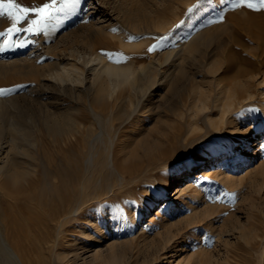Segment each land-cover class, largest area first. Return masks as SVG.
I'll return each instance as SVG.
<instances>
[{
	"label": "bare ground",
	"instance_id": "obj_1",
	"mask_svg": "<svg viewBox=\"0 0 264 264\" xmlns=\"http://www.w3.org/2000/svg\"><path fill=\"white\" fill-rule=\"evenodd\" d=\"M230 2L238 4V0ZM112 3L118 10L117 17L108 13L100 3L90 4L87 14L94 17V22L92 20L84 26L81 39L68 42L65 36H60L52 45H37L42 52L39 50L32 58L7 64L10 68H19L21 75L15 80H29L35 86L29 91L24 89L27 92L21 95L0 96V190L11 199L15 196L26 200L35 198V204L42 213L35 214L31 208L24 210L19 205L11 212L0 214V261L3 264H40L34 253L44 252L42 245L54 249L58 243L72 248L68 264L80 260L92 245L104 244L103 241L110 235L108 231L114 227L109 220L104 224L101 213L94 214V218L86 213L87 210L93 211L97 202L114 193V184L104 182L107 175L104 172L118 173L121 179L117 184H121L124 175H134L138 167L156 163L161 157H172L181 143L196 140L195 136H188L185 131L186 120H190L192 115H178L174 106H166L174 119L168 118V114L165 118H156V124L138 139L136 146L131 145L129 151L125 150L128 156L121 161L117 150L119 134L109 132V125L115 119L120 120L122 125L135 120L145 122L143 114L148 111L147 97H161L162 93L165 95V90L175 92L183 81L193 84L191 89L195 92L196 76L204 80L207 76L210 78L215 65L220 63L216 82L235 81L231 88H236L237 97L230 104L215 106L222 116V123L219 124L225 125V116L244 107L250 99H256L257 95H261L260 88L264 92V12L244 5L230 13L225 22L207 26L211 19L209 16L201 22L198 30L194 29L188 35L172 34L173 45L166 51L154 53L149 61L117 63V59H109L99 48L112 50L115 40L125 45L130 37L127 29L144 35L158 29L165 31L167 27L140 8L129 7L128 0ZM167 10L171 16L165 22L171 25L177 17V6L171 4ZM118 17L126 29L115 27L113 22ZM10 27L7 25L6 29ZM249 40L257 47L248 49ZM239 50L242 54H250L243 58V63H240ZM45 56L49 57L45 59ZM0 66L1 72L6 66ZM224 74L228 77H223ZM157 106L160 108L162 105ZM192 107L189 106L190 110ZM156 109H150L152 115H155ZM154 133L158 135L156 139H152ZM249 135L246 148H260L264 144V125L261 121L251 127ZM252 156L255 158L256 155ZM211 161L206 155H201L195 159L194 165H187V175L190 174L187 188L197 177L194 172L209 169L214 165ZM260 170L259 175H264V168ZM92 178L96 180V185H106L103 195L92 197L86 194L87 183ZM163 204L162 210L170 202L166 200ZM106 208L109 211V206ZM162 210L157 214L159 218L164 215ZM75 223L79 224L76 228L73 227ZM42 227L48 230L46 234L41 231ZM146 227L145 230H148ZM167 233L159 232L160 242L166 244L175 237L169 235V231ZM71 235L75 237L71 239ZM131 243L133 247L137 246V239L134 238ZM210 259L206 258L202 264L211 263ZM82 260L85 261V258ZM95 261L101 262L99 257Z\"/></svg>",
	"mask_w": 264,
	"mask_h": 264
},
{
	"label": "rangeland",
	"instance_id": "obj_2",
	"mask_svg": "<svg viewBox=\"0 0 264 264\" xmlns=\"http://www.w3.org/2000/svg\"><path fill=\"white\" fill-rule=\"evenodd\" d=\"M113 1H117L119 4L124 0H81V4L76 8L70 6L64 12L56 13L48 32L39 36L26 32L13 33L9 36L6 27L7 25L12 26V21L7 16H0V33H5L0 36V64L6 66L0 72V89L10 90L3 96L21 95L35 86V83L29 80H15L20 77L21 73L18 71L19 68L8 67L10 63H20L24 59L32 58L39 50L42 52L37 48V45H41V43L43 47L52 45L58 41L60 36H65L68 42L81 39L85 32L84 26L92 23L94 19L92 15L87 14L90 4L100 3L108 13L117 17L119 16L118 10L114 9ZM230 1L234 0H128L129 7L140 8L144 13L151 15L160 25L165 23L167 29L165 31L158 29L144 35L127 29L131 38L128 37L125 45H121L115 40L114 49L108 50L101 47L99 50L104 53L121 54L114 57L119 61L132 60L139 64L149 61L150 56L154 53L166 51L168 47L172 46L173 42L170 38L172 34L188 35L194 29L198 30L201 22L209 16L211 22L209 20V23H206L207 26L225 22L230 13L236 12L239 7L247 5L249 2L257 5L254 8L255 11L264 12V7L259 6L260 0H238L240 5L238 8L234 7L236 4L233 5ZM16 2L24 7H38L44 3H51V0H16ZM63 2L64 0H57V6ZM171 4L177 6V17L173 24L167 25L165 21L168 22L167 18L171 16L167 9ZM189 9L192 11L189 12ZM212 17H215L216 20ZM34 18V15H29V21ZM113 23L116 25L115 27L126 29L119 17ZM185 24L188 25L184 27ZM18 27L27 28L28 21H22ZM184 30H188V33ZM10 40L15 41L16 46L5 47V44ZM24 41H28L26 46L19 47V43ZM255 44L249 40L248 49L257 47ZM153 45H156L155 50L148 51ZM34 49L37 51H33ZM239 54L240 63H243L244 57L250 56L248 52L242 54L241 50H239ZM221 59L219 57L218 60L221 61ZM219 66L220 63L215 65L214 73L211 74L213 76L210 75V78L207 76L204 80L203 77L196 76L194 89L196 88L197 94L191 89L193 84L183 81L175 92L168 90L166 92L165 90V95L162 93L161 97H147L145 103L148 106L146 108L148 111L143 114L145 122H136L137 120H135L124 124L125 126L117 119L111 122L108 131L112 134L115 132L119 134L117 150L121 161L128 156V151L132 146H136L143 134L156 124L160 116L165 118L168 114V118L174 119L166 106L172 108L174 106L173 109L178 115L182 113L192 115L190 120H186L185 131L188 136H195L196 140L192 143H181L172 157H161L156 163H147L145 166L138 167L136 175H124L121 184H117L121 179L118 173L104 172V175L107 174L104 176L106 179L104 182H112L115 189L113 195L103 198L100 203L97 202L95 209L98 207L101 210L99 215L101 213L102 221L107 224L108 211L106 207L118 206L127 222L125 221L120 227L122 230L119 227H112L108 231L110 234L108 239L103 241L104 244L100 246L95 244L91 246L92 248L87 247L89 251L87 250L88 252L82 255L80 260H73L72 264H202L206 258H212L210 261L213 263L209 264H264V175H259L261 174L260 169L264 168V148H246V142L250 139L251 127L260 121L264 125V94H262L264 92L263 88H260L259 93L262 97L257 95L256 99H250L248 104L234 111V114L225 116V125L219 124L222 123L220 122L222 116L220 109L215 107L216 104H230L237 100L236 88H231L235 81L223 82V84L216 82L219 77L216 72ZM215 75L217 78L214 77ZM223 77L226 78L228 75L224 74ZM199 81L200 83H198ZM239 89L241 88L239 87ZM221 92L223 94L220 95ZM157 105L162 106L159 108ZM189 106H193L192 110ZM153 107H157L155 115L151 114L153 111L150 109ZM252 109L258 111H251ZM220 128L222 130L219 131ZM231 129L233 132H230ZM157 136L154 133L152 139H156ZM132 141L135 144H130ZM127 145L130 147L127 148ZM124 146L126 148H122ZM125 150H128L127 153ZM201 155H206L207 160H212L211 163L214 165L205 170L201 168L202 170H199L201 173L194 172L197 177L189 183L190 187L187 188L190 174L187 175L186 167L194 165L195 159ZM252 155H256L255 158H252ZM202 175H204L203 178ZM104 186L106 185L102 183L96 185V180L92 178L87 183L85 192L87 195L97 197L105 192ZM5 194H7L5 191L0 190V214L5 211L11 212L19 205L24 210L26 207L31 208L35 214L42 213L35 204V198L26 200L15 196L11 199L8 194ZM166 200H169L170 204L162 210ZM161 210L164 215L159 218L157 214ZM86 213L93 218L94 214H97L94 210H87ZM76 225L79 224L75 223L73 227L76 228ZM145 227L148 230H145ZM41 231L45 234L48 232L43 227ZM168 231L169 235L175 237L169 241L170 243L160 242L159 232L165 234ZM74 237V235L70 236L71 239ZM134 238L138 243L135 244L137 245L135 247L131 245ZM41 247L44 252L34 253L40 264H68V260L72 258V248H66L61 243H58L54 249L46 247V245ZM129 248L131 249L129 250ZM97 257H99L100 263H96ZM81 258H85V261ZM0 264L3 263L0 261Z\"/></svg>",
	"mask_w": 264,
	"mask_h": 264
},
{
	"label": "snow or ice",
	"instance_id": "obj_3",
	"mask_svg": "<svg viewBox=\"0 0 264 264\" xmlns=\"http://www.w3.org/2000/svg\"><path fill=\"white\" fill-rule=\"evenodd\" d=\"M81 4V0H64L60 6H57V0H51V3H44L38 7H24L21 6L16 0H0V16H7L12 21V26L7 29V34L11 36L13 33L26 32L31 35L39 36L42 33L46 34L50 28L51 21L55 18L56 13L64 12L70 6L76 8V6ZM239 4L234 5V7H239ZM260 7H264V0H260ZM248 8H256L257 5L253 3H247ZM192 9H189L191 12ZM35 16L34 19L29 21V15ZM22 21H28L27 28H20L18 25ZM5 35V33H0V36ZM28 41L20 42L19 47H25ZM16 46L15 41H9L5 44V47ZM156 45H153L148 49V51L155 50ZM109 59H113L115 56L121 54L105 53ZM117 63L120 61L117 60ZM7 91L0 89V96L6 95ZM251 111H258L252 109ZM264 148V145H261ZM94 212L99 214L100 209H94ZM108 220L113 224L114 227H122L126 221V218L122 215V210L118 206H110L108 211Z\"/></svg>",
	"mask_w": 264,
	"mask_h": 264
}]
</instances>
